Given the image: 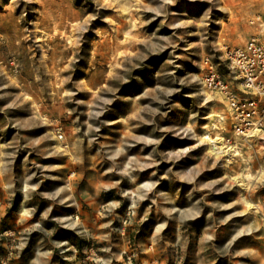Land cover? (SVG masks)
<instances>
[{"label":"rangeland","instance_id":"374dc122","mask_svg":"<svg viewBox=\"0 0 264 264\" xmlns=\"http://www.w3.org/2000/svg\"><path fill=\"white\" fill-rule=\"evenodd\" d=\"M251 37L264 0H0V264H264V130L202 85Z\"/></svg>","mask_w":264,"mask_h":264},{"label":"built area","instance_id":"2783aa9c","mask_svg":"<svg viewBox=\"0 0 264 264\" xmlns=\"http://www.w3.org/2000/svg\"><path fill=\"white\" fill-rule=\"evenodd\" d=\"M223 61L234 74L239 91L225 82L218 65L208 58L203 61L202 85L222 97L232 136L252 137L264 130V42L251 37L241 47L224 49Z\"/></svg>","mask_w":264,"mask_h":264},{"label":"bare ground","instance_id":"6f19581e","mask_svg":"<svg viewBox=\"0 0 264 264\" xmlns=\"http://www.w3.org/2000/svg\"><path fill=\"white\" fill-rule=\"evenodd\" d=\"M211 142L214 143L215 145H218L217 147L214 146V147H216V148L218 149V151H219L220 149H221V150H222V149H225V146L223 145V139L216 137V138L213 139ZM217 149H216V150H217Z\"/></svg>","mask_w":264,"mask_h":264}]
</instances>
